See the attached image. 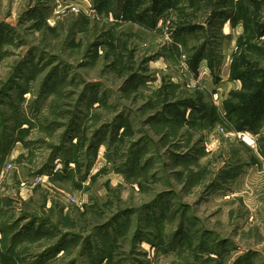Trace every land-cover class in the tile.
I'll list each match as a JSON object with an SVG mask.
<instances>
[{
  "label": "rangeland",
  "instance_id": "1",
  "mask_svg": "<svg viewBox=\"0 0 264 264\" xmlns=\"http://www.w3.org/2000/svg\"><path fill=\"white\" fill-rule=\"evenodd\" d=\"M0 264H264V0H0Z\"/></svg>",
  "mask_w": 264,
  "mask_h": 264
},
{
  "label": "built area",
  "instance_id": "2",
  "mask_svg": "<svg viewBox=\"0 0 264 264\" xmlns=\"http://www.w3.org/2000/svg\"><path fill=\"white\" fill-rule=\"evenodd\" d=\"M237 137L245 142L248 146L255 148L257 139L253 134L249 132H238Z\"/></svg>",
  "mask_w": 264,
  "mask_h": 264
},
{
  "label": "trees",
  "instance_id": "3",
  "mask_svg": "<svg viewBox=\"0 0 264 264\" xmlns=\"http://www.w3.org/2000/svg\"><path fill=\"white\" fill-rule=\"evenodd\" d=\"M246 101V102H245ZM245 101H243L244 103H251V102H253V100L252 99H247V100H245ZM242 103V102H241ZM243 104V103H242ZM253 104V103H252ZM189 105V104H188ZM242 105H240V104H238L237 105V108H239V107H241ZM244 106V105H243ZM242 106V107H243ZM227 107H229L228 109H232L233 111H234V109H235V104L234 105H227ZM214 117V116H213Z\"/></svg>",
  "mask_w": 264,
  "mask_h": 264
},
{
  "label": "crops",
  "instance_id": "4",
  "mask_svg": "<svg viewBox=\"0 0 264 264\" xmlns=\"http://www.w3.org/2000/svg\"><path fill=\"white\" fill-rule=\"evenodd\" d=\"M246 147V146H245ZM247 150H248V148H247ZM258 150V149H257ZM253 152L255 153V154H257V151L256 150H253ZM259 157V156H258ZM260 158H261V155H260ZM255 165V164H254ZM250 165L248 164V167H249ZM259 170V169H258ZM259 172H263V169H262V171H259Z\"/></svg>",
  "mask_w": 264,
  "mask_h": 264
}]
</instances>
